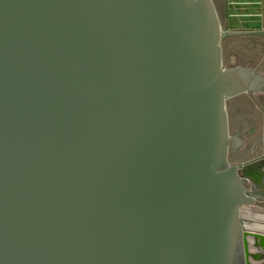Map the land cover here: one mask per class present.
Here are the masks:
<instances>
[{
	"label": "water",
	"instance_id": "water-1",
	"mask_svg": "<svg viewBox=\"0 0 264 264\" xmlns=\"http://www.w3.org/2000/svg\"><path fill=\"white\" fill-rule=\"evenodd\" d=\"M241 33L213 0H0V264H264V156L230 160L227 101L264 91L223 64Z\"/></svg>",
	"mask_w": 264,
	"mask_h": 264
},
{
	"label": "rangeland",
	"instance_id": "rangeland-1",
	"mask_svg": "<svg viewBox=\"0 0 264 264\" xmlns=\"http://www.w3.org/2000/svg\"><path fill=\"white\" fill-rule=\"evenodd\" d=\"M213 1L224 28L233 32H251L227 35L221 39L224 66L247 65L264 74V35L257 34L262 27L264 31V0ZM227 107L229 123L234 133L241 131L238 134L246 138L248 143L253 141L257 145L261 144L264 141V91L256 96L243 93L233 97L227 101ZM262 149L263 146L259 145L253 153L243 152L240 161L255 157ZM236 156L234 150L230 152V160ZM249 186L251 187V183ZM256 205L264 207L263 202H257ZM246 210V207L242 209V215ZM249 218L254 222L250 225L257 226L259 218L255 215Z\"/></svg>",
	"mask_w": 264,
	"mask_h": 264
},
{
	"label": "bare ground",
	"instance_id": "bare-ground-1",
	"mask_svg": "<svg viewBox=\"0 0 264 264\" xmlns=\"http://www.w3.org/2000/svg\"><path fill=\"white\" fill-rule=\"evenodd\" d=\"M251 169H252V167H251ZM251 183H252V187H254V188H261L263 186L262 182L257 181L255 179H252ZM246 208H247V210L243 215H242V210H241V216L243 219L244 227H245L246 231L254 232L255 234H257L259 236L258 239L261 240V242L264 244V208L260 207V206H246ZM253 215H255L256 217L259 218L257 221V223H258L257 226L250 225V224H252L253 221L250 223L245 222L246 219H248L249 217L253 218ZM253 224H254V222H253ZM261 249H262L261 247H259V248L255 247V246L253 247V251L255 253H260ZM263 257L264 256L262 255V258ZM251 259H252L251 264H262L261 263L262 261L256 260L254 256H252Z\"/></svg>",
	"mask_w": 264,
	"mask_h": 264
},
{
	"label": "crops",
	"instance_id": "crops-1",
	"mask_svg": "<svg viewBox=\"0 0 264 264\" xmlns=\"http://www.w3.org/2000/svg\"><path fill=\"white\" fill-rule=\"evenodd\" d=\"M257 34H259V35H264V31H263V27L261 28V30L260 31H257ZM228 108V107H227ZM232 111H234V108L232 109ZM229 112V111H228ZM229 127H230V131H231V133L233 132V134H236V133H241V131H236V133H234V131L232 130V128H231V126H230V123H229ZM242 137V136H241ZM244 139V146L242 147V148H240L237 152H236V157L235 158H232L231 159V161H233V162H239L240 160H242L241 159V154L244 152V153H253V151L259 146V145H261V146H263V149H262V152L261 153H259V154H257V155H255V157H252L251 159H248L247 161H252V160H255V159H261V158H263V156H264V141H262V143L260 144H258L257 145V143H255V142H250V143H248L247 142V140H246V138H243ZM241 162V161H240ZM261 168H262V166L259 164V163H257V164H255L254 166H252V169H254V170H256V171H258V170H261ZM245 222H248V223H250V222H252L251 221V219L250 218H248V219H246V221Z\"/></svg>",
	"mask_w": 264,
	"mask_h": 264
},
{
	"label": "flooded vegetation",
	"instance_id": "flooded-vegetation-1",
	"mask_svg": "<svg viewBox=\"0 0 264 264\" xmlns=\"http://www.w3.org/2000/svg\"><path fill=\"white\" fill-rule=\"evenodd\" d=\"M233 151V150H232ZM235 152H237L238 150H234ZM254 170V169H253ZM251 185H252V183H251ZM264 208V207H263ZM260 253H262L261 255H263L264 256V248H262L261 249V251H260ZM263 260H264V257H263ZM264 262V261H263Z\"/></svg>",
	"mask_w": 264,
	"mask_h": 264
},
{
	"label": "built area",
	"instance_id": "built-area-1",
	"mask_svg": "<svg viewBox=\"0 0 264 264\" xmlns=\"http://www.w3.org/2000/svg\"><path fill=\"white\" fill-rule=\"evenodd\" d=\"M250 187V186H249Z\"/></svg>",
	"mask_w": 264,
	"mask_h": 264
}]
</instances>
